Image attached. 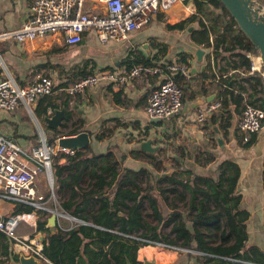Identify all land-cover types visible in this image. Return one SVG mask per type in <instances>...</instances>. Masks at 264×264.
I'll return each instance as SVG.
<instances>
[{
    "label": "crops",
    "instance_id": "crops-1",
    "mask_svg": "<svg viewBox=\"0 0 264 264\" xmlns=\"http://www.w3.org/2000/svg\"><path fill=\"white\" fill-rule=\"evenodd\" d=\"M30 5L31 0H0V31L18 27L28 13ZM192 5L196 10L194 0ZM192 14H196V11L190 13L186 10L184 2H177L167 10L153 14L142 29L131 32L127 39L109 40L104 43L97 40L91 29L84 33L81 42L70 46L63 43L54 34L23 42L13 39L0 40V78L7 70L17 82L23 83L26 75L44 72L50 75L54 81L57 80L56 85H59L71 79L75 73L77 74V67L74 71L75 63H82L86 59L92 60L87 66V69L93 67L91 73L112 70L123 75L128 73L125 71L122 61L129 51L135 50L151 56L156 52L155 49H152L151 42H160L168 46L164 57L161 58L165 62L168 60L174 62L173 60L180 52L191 55L190 67H188L192 77L190 81L184 82L183 105L195 101L198 91L201 99L205 100L209 97V101H205L202 105L191 108L187 113H183L181 109L177 115L168 119H160L158 122L151 121V118L144 112V105L149 91L155 86L160 76L141 75L127 78L119 87H115L108 81L100 82L77 94L72 107L68 106L69 96L63 88H58L50 95L51 100L60 105L66 99L67 108L60 105L57 109L62 107H65L66 110L73 109L74 114L69 121L63 120L57 130L64 135H75L80 131H85L90 139L89 145L95 153H104L110 149L115 159H120L124 154L122 166L134 170L145 168L147 172L154 175L174 168V165L178 169L191 168L197 173L204 174L209 170H216L218 164L224 159L236 161L240 166L236 188L237 193L242 196L240 208L249 212L247 220L248 244L258 245L264 249V123L261 129L255 133V142L249 147H244L242 136L237 131L240 114L236 112L234 105L229 104L226 105L227 108L218 107L208 112L202 123L195 121V115L199 108L218 102L215 87L210 79L205 78L212 73V69L207 66V55L211 49L191 40L189 33L198 28L197 21L193 22L186 31L167 28V24H176ZM146 44L147 46H145ZM197 49L203 51L201 59H198L195 54ZM74 58L76 60L70 63V60ZM250 59L253 70H259L261 66H264V61L259 54H252ZM203 73L206 74L204 76L206 80H203L205 91L199 89ZM192 92L195 93L193 97ZM116 98L120 100L117 102ZM38 102L39 100H36L31 106L33 116L27 115L23 108L15 111L0 108V133L27 150L38 143L41 131L46 138L52 135V129L43 121L42 116L40 118L35 114ZM219 115H222L221 120L218 119ZM213 117L216 118L215 121L212 119ZM72 122L75 123V126ZM63 123L66 126L63 127ZM223 125H228V127L224 128ZM72 127L77 128L78 132L67 134ZM102 132L105 136L102 140H97L96 136ZM59 136H63V134ZM148 139L151 140L152 151L142 149V142ZM132 151H143L148 155L142 153L136 159L133 158ZM162 152H164L163 155H161ZM208 153L212 156L210 162L202 164ZM158 160L161 163L168 161L172 163L167 168L161 165L158 170L157 166L153 164ZM63 175L66 176V174ZM39 180V186L42 188L43 180L41 177ZM119 182L120 178H117L113 188L117 187ZM55 184L56 190H58L59 182L55 180ZM147 184L153 185V193L162 206L163 214L170 211L167 204L169 202L170 204L174 203L186 219L190 218L192 212L188 211V197L180 202L177 199H171L169 194L165 201L160 194V187L167 186L165 183L160 184L158 180L145 178L142 187ZM85 185L87 182L83 183V186ZM179 188L181 189L180 186ZM66 197H68L67 193L61 197L60 201ZM60 201L49 199L46 200V204L51 208L56 207L62 210ZM181 203L185 207L179 206ZM17 208L18 206L11 200L0 198V214L11 213ZM26 210L31 212L29 216L33 220L35 219V223L38 219H43L39 211L44 210L33 208ZM46 213L49 217L50 213ZM90 223L77 222L75 219L60 216L56 220L55 231L50 233L55 234L59 230L70 229L78 224L91 227ZM48 228L50 231L49 226ZM33 231L34 228L28 224L27 220L21 222L17 227V234L23 237V240L36 235L46 243L47 234L45 231L37 232L35 228V233L32 234ZM23 240L22 242L25 243ZM86 241L88 239H84L83 243ZM105 247L103 246V248ZM21 252L25 255L31 253L23 245L16 244L5 234H0V264H19V253ZM80 255L78 264H88V260L93 257L91 249L82 250ZM136 260L141 264H202L194 252L165 249L152 244L140 246L136 252ZM38 264L53 263L42 257Z\"/></svg>",
    "mask_w": 264,
    "mask_h": 264
},
{
    "label": "trees",
    "instance_id": "trees-1",
    "mask_svg": "<svg viewBox=\"0 0 264 264\" xmlns=\"http://www.w3.org/2000/svg\"><path fill=\"white\" fill-rule=\"evenodd\" d=\"M194 3L196 14L176 24H167V28L186 31L193 22H198V28L189 34L192 41L211 49L207 55V66L212 69L210 76L202 74L199 89L205 91L203 80L210 79L217 91L219 108H227L226 105L232 104L240 115L245 103L264 109V77L261 73L264 66L252 70V61L248 56L258 55V50L220 0H194ZM151 46L156 50L151 56L130 50L122 61L125 71L128 72L138 64L165 62L161 58L168 46L160 42H151ZM191 58V55L180 52L173 61L190 67ZM90 62V59L83 61L85 69L75 73L65 83L54 85L53 91L65 87L78 76L91 73L93 67L87 69ZM173 78L185 85L179 74H174ZM194 94L192 92V97ZM50 97L48 95L37 99L39 102L35 114L38 117L52 114L60 105L67 108L66 99L59 105ZM119 100L116 98L117 102ZM73 112V109H67L63 120L66 122L72 119ZM221 118L222 115H219L218 119ZM212 119L215 121L216 118ZM72 124L75 126L74 122ZM223 127L227 128L228 125ZM77 132L78 129L72 127L67 134ZM60 134L64 135L52 129L51 137L46 139L56 144ZM104 136L102 132L96 138L102 140ZM255 140L254 133L242 144L249 147ZM142 153L148 155L143 151L131 152L136 159ZM59 156L65 158V161L53 164V174L59 182L58 191L62 197L66 193L68 195L60 201V207L79 220L91 222L92 226L78 224L51 234L47 226L48 214L39 211L43 219L36 221V230L47 234L42 254L53 264H78L80 252L90 249L93 257L88 260V264H112V261L115 264H141L136 260V252L140 246L148 243L135 237L194 250L198 252L195 255L202 264H264V249L248 244L249 212L240 208L242 196L236 191L240 166L236 161L224 159L216 170L204 174L191 168L178 169L174 165L173 173L163 176L162 173H149L145 168L134 170L122 166L124 154L120 159H115L110 149L104 153H95L90 145L74 149L73 154L62 153ZM210 157L208 153L202 164L209 163ZM153 164L159 168L161 161ZM117 178H120V182L113 188ZM145 178L167 185L160 187L161 197L165 201L169 194L171 199L180 202L188 197V211L192 212L190 218L186 219L176 205L169 202L170 211L163 214L162 206L153 193V185L142 187ZM85 182L87 185L83 186ZM146 217L153 221H148ZM165 227H169V233L163 231ZM0 234L3 235L2 232ZM84 239L88 241L83 243Z\"/></svg>",
    "mask_w": 264,
    "mask_h": 264
},
{
    "label": "built area",
    "instance_id": "built-area-1",
    "mask_svg": "<svg viewBox=\"0 0 264 264\" xmlns=\"http://www.w3.org/2000/svg\"><path fill=\"white\" fill-rule=\"evenodd\" d=\"M177 2H184L186 10L195 13L193 0H31L29 11L20 25L0 31V40L13 39L23 42L54 34L70 46L81 42L84 33L90 29L101 43L124 40L131 32L142 29L153 14L165 11ZM251 55L248 54L249 57ZM261 73L264 77V69ZM174 74H179L184 82L190 81L192 77L186 64L158 61L154 64L135 65L123 75L112 70L89 73L68 82L63 90L69 96L68 106L72 107L77 94L100 82L108 81L119 87L127 78L141 75L160 76L146 97L144 112L151 119H168L177 115L183 106L185 85L177 82L173 78ZM53 86L54 79L44 72L26 75L24 82L19 83L6 70L0 78V108L8 111L23 108L27 115L33 116L32 104L40 97L51 95ZM218 107L219 103L215 102L199 108L195 121L202 123L206 114ZM48 111L51 112L49 108ZM263 123L264 109L245 103L237 121V131L242 140L247 141L252 134L261 129ZM62 153L70 155L74 153V149L58 146L57 139L56 144L50 143L43 134L40 135L38 143L27 150L0 133V198L9 199L18 206L17 210L11 213L0 214V232L39 258H44L42 254L44 240L32 235L26 237L23 243V237L17 234V227L25 220L34 228L32 234L35 233V219L29 216L31 212L27 211V208L49 213L54 211L57 218L62 216L86 223L64 210L51 208L46 204V200L49 199L57 201L52 155ZM40 177L43 180L42 188L39 186ZM135 238L165 249L198 253L177 245Z\"/></svg>",
    "mask_w": 264,
    "mask_h": 264
},
{
    "label": "water",
    "instance_id": "water-1",
    "mask_svg": "<svg viewBox=\"0 0 264 264\" xmlns=\"http://www.w3.org/2000/svg\"><path fill=\"white\" fill-rule=\"evenodd\" d=\"M229 15L233 17L237 26L249 39L252 45L258 50L260 57L264 61V0H220ZM147 46V44L145 45ZM198 59H201L203 51L197 49L195 52ZM55 85L57 80L54 81ZM195 101L185 103L182 107V112L187 113L191 108L202 105L205 101H209V97L205 100L201 99L200 92ZM66 108L55 109L51 115H45L43 121L51 128L57 129L65 116ZM160 119L152 118L151 121L158 122ZM41 135L43 132L41 131ZM89 136L85 131H80L75 135H64L57 138V144L60 147L69 149H82L89 145ZM142 149L144 151H152L151 140L142 142ZM174 169L170 168L163 172V176H169L173 173ZM57 220V213L52 211L47 219L50 232H54V226ZM40 258L33 253L24 254L19 253V264H38ZM112 264H115L112 261ZM129 264V263H127Z\"/></svg>",
    "mask_w": 264,
    "mask_h": 264
},
{
    "label": "rangeland",
    "instance_id": "rangeland-1",
    "mask_svg": "<svg viewBox=\"0 0 264 264\" xmlns=\"http://www.w3.org/2000/svg\"><path fill=\"white\" fill-rule=\"evenodd\" d=\"M76 60V58H74V59H71L70 60V63H73L74 61ZM63 129V128H62ZM69 129V128H68ZM164 154V152H162L161 153V155H163ZM61 161V157L59 156V155H56V156H54V155H52V163L54 164V163H56V162H60ZM171 163L172 162H170V161H168L167 163L166 162H164V163H161L160 164V166L161 165H163L165 168H167L168 166H170L171 165ZM54 166V165H53ZM157 169L159 170L160 169V167L158 168L157 167ZM157 170V171H158ZM153 172H154V170H153ZM55 196H56V198H57V201H60V199H61V197H62V195H61V193L58 191V190H56V192H55ZM51 204H53V203H51ZM179 206H181V207H185V205L183 204V203H181ZM147 218V220L148 221H151V219L149 218V217H146ZM153 221V220H152ZM151 221V222H152ZM155 223V222H154ZM163 231L165 232V233H169V228L167 227H165V228H163Z\"/></svg>",
    "mask_w": 264,
    "mask_h": 264
},
{
    "label": "flooded vegetation",
    "instance_id": "flooded-vegetation-1",
    "mask_svg": "<svg viewBox=\"0 0 264 264\" xmlns=\"http://www.w3.org/2000/svg\"><path fill=\"white\" fill-rule=\"evenodd\" d=\"M75 67L78 68V72L85 69V67L83 66L82 63H75V65H74V71H75Z\"/></svg>",
    "mask_w": 264,
    "mask_h": 264
}]
</instances>
